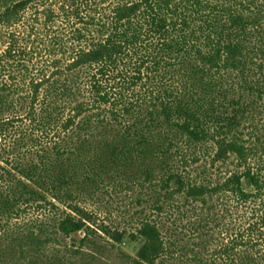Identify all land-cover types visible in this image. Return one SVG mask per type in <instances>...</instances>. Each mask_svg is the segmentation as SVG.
Segmentation results:
<instances>
[{
  "label": "trees",
  "instance_id": "obj_1",
  "mask_svg": "<svg viewBox=\"0 0 264 264\" xmlns=\"http://www.w3.org/2000/svg\"><path fill=\"white\" fill-rule=\"evenodd\" d=\"M263 154L264 0H0V264H264Z\"/></svg>",
  "mask_w": 264,
  "mask_h": 264
},
{
  "label": "rangeland",
  "instance_id": "obj_2",
  "mask_svg": "<svg viewBox=\"0 0 264 264\" xmlns=\"http://www.w3.org/2000/svg\"><path fill=\"white\" fill-rule=\"evenodd\" d=\"M264 159V154L262 156ZM199 163V162H198ZM201 163H203L201 161ZM224 169H221L216 178H221L226 176V173H222ZM140 194L138 192V188L134 190L129 189H113L111 186L107 187L106 190L99 192L97 195H94L93 198L88 200L85 203V207L91 210L93 213V219L95 223L93 225L94 228L106 227L111 230L122 231L131 230L132 227L136 223L138 217L135 216V213L140 210V206L136 200V196ZM225 205L230 211L226 214V219L224 225L221 228H235L236 221V203L234 201L227 200ZM239 209V207H238ZM233 219V221L231 220ZM104 236V233H100ZM108 238V237H107ZM116 250H122L129 255H133L135 252V247L133 243L129 242L127 235H124L122 242L116 245ZM104 260L98 262V264H120L121 257L117 251H113L112 253L106 252L102 253Z\"/></svg>",
  "mask_w": 264,
  "mask_h": 264
}]
</instances>
